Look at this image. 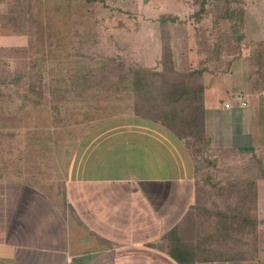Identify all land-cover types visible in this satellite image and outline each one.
<instances>
[{"label": "crops", "instance_id": "0c3cea01", "mask_svg": "<svg viewBox=\"0 0 264 264\" xmlns=\"http://www.w3.org/2000/svg\"><path fill=\"white\" fill-rule=\"evenodd\" d=\"M176 2L179 8L169 14L178 17L183 4ZM261 2L245 0L237 9L245 26L256 25L258 9L264 11ZM195 4H185L192 16ZM171 23L176 22H169L172 30ZM158 36V42L150 41L154 55L146 46L136 51L154 60L145 66L156 65L161 56L160 30ZM239 69L234 67L229 79L223 76L231 68L210 75V82L206 72V140L197 147L191 137L180 138L162 122L135 113L131 101L106 125L76 133L78 143L68 156L58 152L64 160L58 169L64 168L52 186L18 171L0 176V264H182L170 252L172 230L177 238L172 246L198 250L194 234L211 233L215 214L208 209L224 203L228 197L220 192L227 182L264 155V81L260 85L252 69ZM224 92L229 98L223 101L218 95ZM238 93L247 105L226 106ZM261 179L260 221L254 243L251 235L245 243L244 257L224 256L237 248L220 240L218 250L205 249L203 258L193 255L186 264H264ZM207 252L216 257L204 258Z\"/></svg>", "mask_w": 264, "mask_h": 264}, {"label": "rangeland", "instance_id": "374dc122", "mask_svg": "<svg viewBox=\"0 0 264 264\" xmlns=\"http://www.w3.org/2000/svg\"><path fill=\"white\" fill-rule=\"evenodd\" d=\"M208 1V12L192 16L193 9L189 11L185 4L192 7L193 0H181L179 19L171 23L175 68L189 72L206 65L207 82L218 72L231 68L223 76L229 79L234 67L249 68L261 85L264 59L258 50L264 42V11L258 9L256 25L250 28L245 26L243 11H237L245 0ZM215 1L223 6L219 15L213 13ZM26 3L25 35H17L0 22V176L18 171L49 187L63 173L62 164L58 169V152L66 156L72 152L78 143L76 133L82 136L96 125H106L131 101L133 107L130 64L154 62L136 51L146 46L155 54L150 41L158 42L160 16L173 13L179 5L176 0ZM13 7L10 0H3L0 13L10 15ZM229 8L231 14H225ZM20 70L26 73L18 83H2ZM218 97L224 101L229 95L224 92ZM259 204L264 217V179L259 182Z\"/></svg>", "mask_w": 264, "mask_h": 264}, {"label": "trees", "instance_id": "16d2710c", "mask_svg": "<svg viewBox=\"0 0 264 264\" xmlns=\"http://www.w3.org/2000/svg\"><path fill=\"white\" fill-rule=\"evenodd\" d=\"M3 0H0L2 2ZM14 7L12 13H0L1 25L12 30L17 35H25V24L28 22V10L26 0H10ZM87 4L96 2V0H86ZM208 0H196L198 8L195 14H204L208 12ZM221 2L215 1L213 4V13L220 14ZM216 9V11H215ZM233 12L234 9H232ZM231 10H226L228 14ZM225 17L224 15H220ZM229 16V15H228ZM178 17L174 14H162L160 16V36H161V56L155 66H145L143 64H130L131 69V87L133 94L134 112L148 119L160 121L166 125L180 138L191 137L193 147L206 140L205 134V81L204 73L208 67L200 66L189 72H183L175 68L174 51L172 49V31L169 22H176ZM25 21V22H24ZM238 26V22L234 23ZM241 24V23H240ZM258 50L259 58L264 59V42ZM216 46H218L216 44ZM27 50L26 47H23ZM221 51V49L219 50ZM25 71L14 73L13 76L2 80L5 85L18 83L23 78ZM199 77L200 80L196 81ZM34 88V84L31 83ZM251 165L247 163V169L242 176H236L227 182L224 192H220L228 197L224 203L214 204L213 208L208 209L214 213V220L210 226L211 233L205 237L200 234L195 239L198 243V250L187 251L180 246H172L171 242L176 240V230H172L170 235V252L182 264L190 259L191 256L203 258L202 253L210 248V254L213 250H218L220 240L224 242L231 241L236 248L235 251H225L224 256L234 255V257H244L245 243H254V235L258 230L259 213L257 205L258 185L257 181L264 177V155L251 159ZM235 190V191H234ZM206 209V208H205ZM175 229H178L175 228ZM203 237V238H202ZM203 246V250L201 247ZM182 249L176 255L175 250ZM239 250V251H238ZM222 251L217 257H223ZM209 252H207V255ZM205 255L204 258H215L213 255Z\"/></svg>", "mask_w": 264, "mask_h": 264}, {"label": "built area", "instance_id": "2783aa9c", "mask_svg": "<svg viewBox=\"0 0 264 264\" xmlns=\"http://www.w3.org/2000/svg\"><path fill=\"white\" fill-rule=\"evenodd\" d=\"M247 103L248 101L244 98V95L242 93H238L232 98L230 102H226L225 105L226 106L237 105L240 107L247 105Z\"/></svg>", "mask_w": 264, "mask_h": 264}]
</instances>
